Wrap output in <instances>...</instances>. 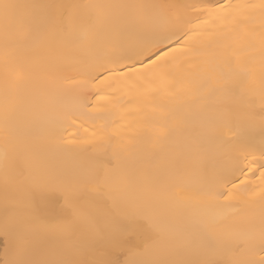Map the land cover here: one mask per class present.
Masks as SVG:
<instances>
[{
  "label": "snow or ice",
  "instance_id": "obj_1",
  "mask_svg": "<svg viewBox=\"0 0 264 264\" xmlns=\"http://www.w3.org/2000/svg\"><path fill=\"white\" fill-rule=\"evenodd\" d=\"M0 264H264V0H0Z\"/></svg>",
  "mask_w": 264,
  "mask_h": 264
},
{
  "label": "bare ground",
  "instance_id": "obj_2",
  "mask_svg": "<svg viewBox=\"0 0 264 264\" xmlns=\"http://www.w3.org/2000/svg\"><path fill=\"white\" fill-rule=\"evenodd\" d=\"M21 2H46V0H21ZM63 2H87V0H63ZM100 2H114V0H100ZM123 2H132V3H156V2H177V0H123ZM188 3H198L201 0H184ZM215 2V0H211ZM233 2H244V0H233ZM2 124V122H0ZM0 252H2V245H0Z\"/></svg>",
  "mask_w": 264,
  "mask_h": 264
}]
</instances>
